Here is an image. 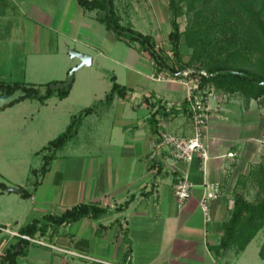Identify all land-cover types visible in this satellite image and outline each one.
I'll return each instance as SVG.
<instances>
[{"label": "crops", "instance_id": "0c3cea01", "mask_svg": "<svg viewBox=\"0 0 264 264\" xmlns=\"http://www.w3.org/2000/svg\"><path fill=\"white\" fill-rule=\"evenodd\" d=\"M168 4L113 0L120 23L126 20L123 25L152 36L157 51L171 50ZM71 50L91 57L90 64L80 67L90 76L79 77L78 84L86 86L77 108L65 114V127L72 115L93 103L98 106L55 151L43 174L29 187L15 184L29 192L27 197L8 191L11 185L0 191V199L18 202L0 209V248L16 241L20 226L86 203L106 211L62 224L52 234L36 233L51 246L30 242L17 264H221L230 250L219 246L222 225L235 193L247 198L258 191L257 184L243 179L253 166L264 163V103L211 88L206 98V160L199 155L190 161L172 160L156 145L162 131L193 135L183 83L155 79L158 72L150 54L140 44L119 38L77 0H0V79L34 85L66 80L68 69L80 62L72 55L69 60ZM63 59L70 62L66 69ZM112 76L127 91L106 102ZM72 95L71 86L66 97L52 96L40 104L54 98L57 104L70 103ZM26 100L0 109L7 125L33 121L32 113L18 106ZM154 112L157 131L149 120ZM229 152L234 155L227 156ZM178 175L191 184V196L182 207L173 194ZM208 193L216 196L205 215L200 200Z\"/></svg>", "mask_w": 264, "mask_h": 264}, {"label": "trees", "instance_id": "16d2710c", "mask_svg": "<svg viewBox=\"0 0 264 264\" xmlns=\"http://www.w3.org/2000/svg\"><path fill=\"white\" fill-rule=\"evenodd\" d=\"M84 11H94L96 19L107 29L128 43H138L146 50L156 72H165L180 78V71L190 68V76H199V87L204 92L212 88L227 93H238L245 100L259 99L264 103V0H169L170 31L168 41L171 46L172 61L155 49L152 36L142 34L130 25L120 23L114 10L113 0H77ZM185 17L184 28H180L179 17ZM188 49L187 59H183L182 45ZM71 68L68 69V72ZM205 71L206 75L200 74ZM112 84L104 101L110 102L114 95L124 97L127 89L111 77ZM63 81H49L43 84L6 81L0 79V96H11L20 90L21 94L0 105V109L12 106L24 99H37L43 103L52 96L62 99L69 94L68 88H59ZM97 103L83 108L70 120L60 133L47 141L38 151L42 153V164L32 169L34 175L43 174L55 151L77 133L82 119L92 113ZM160 107V108H159ZM163 111L162 106L157 110ZM156 110V111H157ZM155 113L150 116V125L157 131ZM37 152V153H38ZM258 185L254 201L243 194L235 193L230 216L222 225L219 246L233 249L239 255L255 235L264 228V163L251 168L243 183ZM7 185L0 181V191ZM21 195L29 192L22 188ZM106 211L94 204L81 203L65 209L60 214H45L18 228L19 234L34 236L36 233L57 232L65 223L85 216L96 217ZM30 242L19 236L10 243L0 258V264H17V258L27 254ZM129 254H125L124 259ZM264 259V242L259 249Z\"/></svg>", "mask_w": 264, "mask_h": 264}, {"label": "rangeland", "instance_id": "374dc122", "mask_svg": "<svg viewBox=\"0 0 264 264\" xmlns=\"http://www.w3.org/2000/svg\"><path fill=\"white\" fill-rule=\"evenodd\" d=\"M125 21L123 24L128 23ZM178 22L180 23V28L183 29L185 17H179ZM143 23L145 26L147 25V23ZM137 24L140 27H144L140 22H137ZM182 50L184 58L187 59L188 49L184 44L182 45ZM158 52L172 61L171 50L167 51L166 49L160 48ZM68 54L70 60V53ZM61 63L65 69L70 65V62L65 59L61 60ZM74 67L71 66V69ZM85 68H79L74 71L71 85L73 87V95L70 99V103L73 104L69 102L57 104L56 102L58 101L54 98L42 107L40 101L37 99H28L18 106H21L26 112L32 113L29 117L32 116L33 121H28L25 125L22 124L19 127L7 125V121H4L3 116L0 115V181H3L6 185H11V187H15L16 183L26 184L29 187V183L38 177V174L34 175L31 173L32 169H38L42 164V153L38 151L48 140L54 138L64 129L67 121L65 114L77 108L75 104L79 101V96L83 93L86 86L84 84H78L79 77L82 75L85 78L90 76V71ZM20 94L21 91L18 90L10 97L2 96L0 97V103L13 99ZM36 110H40V112L37 113ZM254 195L251 192L247 196V200L254 201ZM10 205H18V202L5 201L3 198L0 199V209ZM13 225L14 223H12ZM263 242L264 228L257 233L248 245L246 251L239 258L236 257L237 255L235 256L233 249H230L221 260V264H224L226 261L233 262L234 264H264V259H261L258 255V248L261 247ZM2 255L3 250L0 248V258Z\"/></svg>", "mask_w": 264, "mask_h": 264}, {"label": "built area", "instance_id": "2783aa9c", "mask_svg": "<svg viewBox=\"0 0 264 264\" xmlns=\"http://www.w3.org/2000/svg\"><path fill=\"white\" fill-rule=\"evenodd\" d=\"M190 68L180 71L181 77L175 78L166 75L165 72L153 75L157 80H175L183 83L187 88L186 102L188 103L189 116L193 126V135L190 137H180L167 131L160 132V139L156 145L168 151L172 160L190 161L195 155H199L203 160L207 158V150L205 144V128L208 119V109L206 98L212 95V90L208 93L204 92L199 87V76H190ZM200 74L206 75L205 71H200ZM234 154L229 152L227 156L232 157ZM173 194L178 207H182L188 198L191 196V184L183 175L176 176L173 184ZM215 193L204 194L200 200V207L205 215H208L209 201L214 198ZM29 242L51 246L43 239L36 236L15 233Z\"/></svg>", "mask_w": 264, "mask_h": 264}, {"label": "water", "instance_id": "95a60500", "mask_svg": "<svg viewBox=\"0 0 264 264\" xmlns=\"http://www.w3.org/2000/svg\"><path fill=\"white\" fill-rule=\"evenodd\" d=\"M70 55L77 57L80 62L79 64H77L74 68H72L69 73H68V77L65 80L64 83L58 84L59 88H68L71 83L73 82V77H74V71L79 69L80 67L84 66V65H88L91 63V57L88 54L85 53H81V52H77V51H69ZM8 191H14V192H20L21 189L17 188V187H10L7 188Z\"/></svg>", "mask_w": 264, "mask_h": 264}]
</instances>
